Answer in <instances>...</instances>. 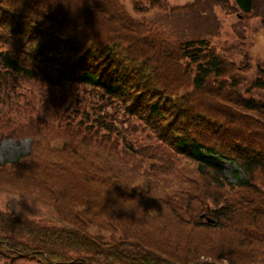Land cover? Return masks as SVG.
<instances>
[{
    "label": "trees",
    "instance_id": "16d2710c",
    "mask_svg": "<svg viewBox=\"0 0 264 264\" xmlns=\"http://www.w3.org/2000/svg\"><path fill=\"white\" fill-rule=\"evenodd\" d=\"M17 1L0 0V106L10 107H0V143L48 133L65 144V151L53 164L35 151L0 162V192L53 201L62 225L0 211V261L264 264V134L248 126L235 134L220 124L228 135L225 143L166 134V126H173L168 116L180 107L177 100L185 107L180 115L190 122L209 127L214 120L213 107L188 106L183 100L188 93L182 98L178 93L189 87L188 98L216 104L217 87L234 78L216 48L203 38L175 40L169 34L162 41L153 36L159 39L156 46L146 38L153 33L125 3L138 14L172 12L170 0H26L22 6ZM254 13L264 20V0H254ZM7 43L12 49H4ZM176 71L180 76L174 77ZM24 83L49 88L44 95L26 90ZM257 87L264 89V80ZM64 99V105H76L64 117L68 121L77 114V132L60 119L57 107ZM251 102L245 99L244 112L257 109ZM33 122L43 124L40 130ZM144 133V139L128 140ZM255 142L260 148L251 147ZM106 153L116 166L105 163ZM148 154L161 167H148ZM214 157L232 162L245 177L237 172L236 181H230L220 164L208 161ZM10 166L16 171L10 172ZM198 174L204 184L209 181L206 187ZM65 175L78 194L87 198L90 190L93 202L83 199L67 212L78 199L71 201L61 191L59 180ZM50 177L47 188L43 181ZM205 189L216 196L205 197ZM61 203L66 214L59 210ZM73 213L103 230L102 225L118 228L122 235L104 242L72 223ZM189 224L208 232L185 233Z\"/></svg>",
    "mask_w": 264,
    "mask_h": 264
},
{
    "label": "rangeland",
    "instance_id": "374dc122",
    "mask_svg": "<svg viewBox=\"0 0 264 264\" xmlns=\"http://www.w3.org/2000/svg\"><path fill=\"white\" fill-rule=\"evenodd\" d=\"M25 2L26 0H19L17 1V6H22ZM169 2L171 7L174 8L172 12L148 9L146 13L138 14L134 12L130 2L125 1L131 15L134 16L137 21L145 23L148 27V31L153 33L146 35V38L149 39L153 38V36H160V41H162L165 35L169 34L170 37H173L175 40L206 39L211 46L216 48L217 52L226 59L227 69L234 72V78L228 79L227 86L219 85L217 87L216 91L219 93V98L216 100L214 106L212 101L207 104L202 97H194L193 99L188 98V95H192V88L188 87V89L180 90L178 93L180 98L188 93L183 98L184 104L188 106H198L204 108L205 111L213 107L212 114L214 120L209 127L204 126L203 122H190V119L185 115H180V112H182L185 107L177 100L180 107L174 116H168V120H172L171 123L173 126H166V134L170 137L175 136V134L189 135L198 139H207V141L210 142L219 141L225 143L226 139H228V135L223 132L218 124L223 128H229L230 131H235V134L242 132L243 126H248L253 129V131L255 130L264 134V89L257 87V82L264 80V20L261 17H257L254 12L251 14H244L238 7L236 0H170ZM240 15L241 18L239 17ZM7 37L11 38V35ZM158 42V38L152 39V44L157 46ZM17 45L22 46L29 56L32 54L31 50L25 48L23 44ZM12 47L13 45H11V43H7L4 49H12ZM174 72L175 70L172 71V73ZM177 76H180V74L176 71L174 77ZM24 88L38 93H42L43 91V94L46 95L49 86L43 83L36 85H25L24 83ZM129 90L131 89L129 88ZM67 91L70 90L67 89ZM245 99L256 103L257 109L251 112H244L243 107L245 106ZM65 101L66 99L62 100L61 105L57 107L60 111V119L63 121V125L69 123L72 129H76L77 132L80 127L77 121V114L72 113L70 115L71 119L68 121L65 120V117H68L66 116V111L70 108L75 110L76 105H64ZM0 107L6 111L10 110L8 106ZM143 112L148 116L150 114L145 108H143ZM75 118L76 120H74ZM33 123L39 130L43 125H37L36 122ZM138 124L146 127L148 132H153L152 128L148 126L146 122H138ZM80 131H82V129ZM44 133L45 132H42L39 135ZM145 136L146 133L139 135L134 134L133 136L129 135L128 140L136 141L138 137L144 139ZM28 138H30V143L27 145H21V140L8 139L2 141L0 143V162L3 164L12 163L21 155L35 151V153L39 155L44 153L42 156H44L45 161L49 164H53L57 153L65 151V144L61 141H55V138L51 134L47 133L41 138H35V136ZM146 142L150 143L151 140ZM210 145H214V143ZM255 145L260 148L258 142L251 144V147L254 148ZM104 156L106 164L116 166L113 155L106 153ZM144 159L147 166H152L153 169H158L162 165L152 154H148ZM185 161L186 160H184V162ZM222 163L224 164V169L228 177L234 179L237 166L227 160H222ZM99 167L101 170L104 169L103 165ZM8 170L10 172L16 171L13 166L8 167ZM239 174L241 177L244 176L243 172ZM192 176L197 177L195 169L192 170ZM197 179L203 187L209 184V181L204 184L199 174ZM51 180L52 177L43 181V184L47 188H50ZM59 182L61 191L69 196V200L73 201V199H78L74 200L73 203L68 206L67 212L71 210L72 204L83 199L93 202L92 194L89 192L90 190H87V198L83 194H78L76 185L68 183L66 175L64 178H61ZM226 193L227 192H223L222 194L226 196ZM203 194H206L205 197L208 195L216 196L215 193L207 189L203 191ZM37 196L40 197V194H37ZM45 196H47V194ZM238 196L239 194H234V197ZM69 200L64 199L62 202L70 203ZM60 206L61 209L59 210L63 214H66L67 212H63L62 203ZM54 208H56L55 203L51 200L38 201L36 199L23 197L22 195H11L0 192V211L13 213L21 218H31L47 226H61L62 217L57 209L55 210ZM118 210L119 206H116L117 214ZM99 220L101 222V219ZM193 221H195V218H193L192 222ZM71 222L90 235L102 239L104 242H111L113 239L119 238L122 235V232L118 228L111 230L109 228L111 225H102L105 229L103 230L101 227L90 224L74 213ZM206 232H208L206 229H197L190 224L186 227L185 231V233L188 234L196 233L194 235L197 236L198 234L204 235ZM4 263L5 261H0V264ZM17 264L35 263L26 260L18 262Z\"/></svg>",
    "mask_w": 264,
    "mask_h": 264
},
{
    "label": "water",
    "instance_id": "95a60500",
    "mask_svg": "<svg viewBox=\"0 0 264 264\" xmlns=\"http://www.w3.org/2000/svg\"><path fill=\"white\" fill-rule=\"evenodd\" d=\"M237 4L245 13H251L253 10V0H237Z\"/></svg>",
    "mask_w": 264,
    "mask_h": 264
},
{
    "label": "clouds",
    "instance_id": "9594fccd",
    "mask_svg": "<svg viewBox=\"0 0 264 264\" xmlns=\"http://www.w3.org/2000/svg\"><path fill=\"white\" fill-rule=\"evenodd\" d=\"M30 143V138H28V137H25V138H23L21 141H20V144L21 145H27V144H29Z\"/></svg>",
    "mask_w": 264,
    "mask_h": 264
}]
</instances>
